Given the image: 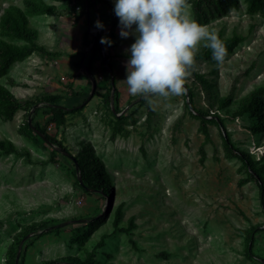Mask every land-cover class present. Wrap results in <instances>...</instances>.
Instances as JSON below:
<instances>
[{
	"label": "rangeland",
	"instance_id": "rangeland-1",
	"mask_svg": "<svg viewBox=\"0 0 264 264\" xmlns=\"http://www.w3.org/2000/svg\"><path fill=\"white\" fill-rule=\"evenodd\" d=\"M24 1L0 0V20L13 7L25 10L45 53L14 63L0 82L20 100L36 102L32 124L46 127L73 157L90 146L110 173L114 191L103 197L92 188L86 190L77 181L72 157L36 136L21 134L25 110L12 120L0 116V138L30 152V160L0 155V264H6L21 226L36 221H51L52 227L39 237L30 233L22 240L18 250L23 264L84 257L94 248V264H263L246 255V229L258 224L264 228L259 187L255 181L241 184L247 173L238 158L227 156L222 129L209 123L206 141L201 119L190 113V107L216 113L236 147L258 158L262 155L264 109L258 131L252 115L236 117L233 111L242 97L264 86V8H251L249 0H239L226 13L201 22L218 35L237 34L244 40L222 65L213 58H198L205 46L203 42L197 46L185 83L194 93L191 104L188 89L169 97L130 93L124 81L126 49L135 36L122 37L120 22L112 30L114 0H44L55 7L47 14L28 12ZM187 4L196 18L193 0ZM97 20L106 27L98 28ZM87 32L90 46L85 45ZM95 36L100 38L98 47ZM103 36L115 43H101ZM85 53L84 62L97 80L89 100L93 86L82 66ZM106 58L112 62L114 86L110 71L104 70ZM49 94L62 96V105L80 110H71L59 124L45 103L38 104ZM222 96L232 100L226 109L216 102ZM110 108L129 117L116 136ZM120 204L121 226H130L133 220L130 232L113 226ZM97 215L99 222L91 226L90 219ZM104 234L108 237L98 246ZM253 250L264 259V231L255 235Z\"/></svg>",
	"mask_w": 264,
	"mask_h": 264
},
{
	"label": "trees",
	"instance_id": "trees-1",
	"mask_svg": "<svg viewBox=\"0 0 264 264\" xmlns=\"http://www.w3.org/2000/svg\"><path fill=\"white\" fill-rule=\"evenodd\" d=\"M250 7L254 8L255 6H259L264 8V0H249ZM239 0H193V10L196 16V19L201 22H207L210 19V16H215L217 14L226 13L233 6H237ZM24 4L26 9L30 13L34 14H47L53 12L55 7L53 5L47 4L44 0H25ZM112 5V4H110ZM114 8V6H113ZM119 24V17L115 14L114 11V20L112 24V30L114 31L115 27ZM104 29V28H103ZM0 34L2 38H0V79L6 76L12 67V65L18 61H22L32 55L33 53H45V48L40 46L37 43L38 40V31L31 28L29 25V19L27 12L19 7H13L1 17L0 20ZM223 42L227 47V52H231L239 43L244 40V36L241 35H233L229 37H223L221 34L219 35ZM5 38L10 40H20L22 44L13 43ZM85 45L90 46V42L88 41V32L85 36ZM100 45V38L96 39V46ZM228 55V54H227ZM198 58H212L211 49L205 47V49L201 50L198 55ZM104 70H112V62L106 58L104 59ZM92 72V69L88 67ZM209 89H212V85L210 83L207 84ZM188 89V99L192 104L194 100V93L192 89L187 86ZM63 97L57 94H49L40 99V102L46 104V106L50 109L51 114L54 115V119L61 124L64 121L65 114L69 113L71 110H80L79 107H74L70 109L61 104ZM106 102L108 104L111 103V92L108 93L106 98ZM218 104V108H228L231 106L232 100L228 96H222L217 98L216 100ZM36 106V102L32 101H22L18 97L14 95V93L5 86L2 82H0V116L4 120H12L16 113L19 110H25L26 115L23 121L19 126V132L25 136H36L38 140L44 143H49L53 145L55 148H63L68 151L66 147H63L62 143L58 141L55 137L50 135L46 131V127L40 126L38 123L33 124L36 129L32 127L29 123V118H33L32 110ZM189 105H187L188 107ZM264 109V86L257 87L252 90L250 93L242 97L236 105L233 114L236 117H241L245 114L252 115L255 118V130H259L261 127L260 120H262V111ZM111 114L113 116L112 120V129L113 136H116L118 133L122 131V127L128 121V115L124 113H120V109H116L113 111L110 108ZM231 110L230 108L228 109ZM190 113L195 117L201 119V130L205 133L206 141L209 140V131L208 124L216 123L222 129V138L224 141V146L226 149V154L228 157L238 158L247 173V177L241 180V184H245L250 181H255L259 187V199L261 206L264 210V151H262V155L256 156V154H252L247 151H243L242 149L236 147L232 142L230 137V133L226 129V125L224 120L217 115L216 113H210V111H203L202 109L193 106L190 107ZM33 123V119H32ZM41 132L42 135H39ZM90 147V146H88ZM85 148L83 151L78 153L73 157L71 154L70 157L74 159L76 171H77V181L78 183L84 187L86 190L94 189L101 193L104 196H110L114 188L112 186L113 181L109 172L104 169V165L102 161L91 151L89 148ZM202 160L205 159L206 153L202 148ZM15 154L17 156H25L30 160V152L26 149L22 150L16 146V144L9 139H1L0 138V155H10ZM78 168V169H77ZM123 204H120L115 210V218L113 221V226L115 230L130 232L132 227L134 226L133 220L130 222V226L122 227L121 221L123 217ZM105 215V213H103ZM107 214V213H106ZM106 217V216H105ZM103 218V220L105 219ZM99 216H95L90 219V225L95 226L99 221H95ZM52 227L51 221H36L29 224H24L21 226V231L17 234V240L10 246L7 252V261L6 264H23L20 261H17V253L18 247L23 239H26L27 236L31 234H35V236L39 237L43 234V232ZM264 231L262 229V225H252L248 229H246V255L248 258L253 259L254 257L259 258L263 261L264 259L261 256H258L253 247L255 245V235L257 232ZM108 235L104 234L101 241L98 243V246H102L105 243ZM96 257V249L94 248L92 251L86 252V256L80 257L77 255L60 257L58 259L46 261L45 264H94ZM19 262V263H18Z\"/></svg>",
	"mask_w": 264,
	"mask_h": 264
},
{
	"label": "clouds",
	"instance_id": "clouds-1",
	"mask_svg": "<svg viewBox=\"0 0 264 264\" xmlns=\"http://www.w3.org/2000/svg\"><path fill=\"white\" fill-rule=\"evenodd\" d=\"M187 0H114L122 37L135 36L126 49V81L131 94L169 97L186 92L188 68L194 63L195 50L203 42L212 58L222 65L227 47L215 30L201 24L187 11ZM98 28H105L97 20ZM101 43L114 44L109 36Z\"/></svg>",
	"mask_w": 264,
	"mask_h": 264
},
{
	"label": "water",
	"instance_id": "water-1",
	"mask_svg": "<svg viewBox=\"0 0 264 264\" xmlns=\"http://www.w3.org/2000/svg\"><path fill=\"white\" fill-rule=\"evenodd\" d=\"M96 39H97V36H95V41H96ZM85 57H86V53L84 54V57H83V61H82V66H83V68L86 70V72H87V74H88V76H89V78L91 79V81H92V92L90 93V95H89V97L87 98V100H89L91 97H93V95H94V93H95V91H96V88H97V80H96V78H95V76L92 74V72L90 71V69L86 66V64H85ZM113 71L112 70H110V75H111V79H112V84H113V86L115 85V81H114V77H113ZM112 97H113V91H112ZM113 110H114V108H113ZM29 123L32 125V127L34 128V129H36V127L32 124V118H31V116H30V118H29ZM38 133H39V135H42L43 136V134H41V132H39L38 131ZM43 137H45V136H43ZM58 150H60V151H62L63 153H65L66 155H68V156H70L71 154L68 152V151H66V150H64L63 148H57ZM60 226V225H59ZM21 246H22V243H21V245H20V248H21ZM20 254H21V250L19 249L18 250V253H17V261H19V257H20Z\"/></svg>",
	"mask_w": 264,
	"mask_h": 264
}]
</instances>
